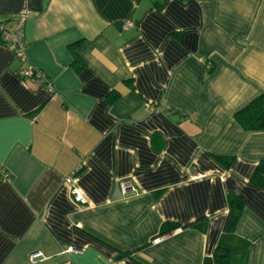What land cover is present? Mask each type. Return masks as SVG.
<instances>
[{"label":"crops","instance_id":"1","mask_svg":"<svg viewBox=\"0 0 264 264\" xmlns=\"http://www.w3.org/2000/svg\"><path fill=\"white\" fill-rule=\"evenodd\" d=\"M23 9L53 91L0 45V264H202L217 247L264 264V131L234 119L264 94V0H0V21Z\"/></svg>","mask_w":264,"mask_h":264},{"label":"trees","instance_id":"2","mask_svg":"<svg viewBox=\"0 0 264 264\" xmlns=\"http://www.w3.org/2000/svg\"><path fill=\"white\" fill-rule=\"evenodd\" d=\"M234 119L245 131H264V94L254 99L244 109L236 113ZM216 160L226 169L233 163L232 157H216ZM250 184L254 187L264 189V161L259 162L250 179ZM227 203L228 215L224 224V230L232 232L241 217L244 201L238 195L228 194ZM188 227L199 228L204 231L206 228V220L192 223ZM175 228L176 225L174 224L164 223L161 226L160 235H165ZM120 252L121 257L130 254L129 251ZM202 264H231L229 252L226 249L217 247L214 254L211 257L205 258Z\"/></svg>","mask_w":264,"mask_h":264},{"label":"built area","instance_id":"3","mask_svg":"<svg viewBox=\"0 0 264 264\" xmlns=\"http://www.w3.org/2000/svg\"><path fill=\"white\" fill-rule=\"evenodd\" d=\"M28 17V11L23 9L20 10L16 19L14 20V27L9 28L7 23L0 21V45L8 48L14 54L15 58L19 61V68L16 74L19 78L24 81H32L39 85L47 88L49 91H53L52 84L49 82L47 77L36 68L27 63L26 57V44L24 41V27ZM133 26L132 21H126L124 28ZM80 169L75 170L71 175L65 178V183L69 186L72 199L79 205L87 204V201L82 194L81 190L75 185V175ZM0 176L8 178L7 172L0 167ZM135 188L133 182L130 179H124L120 182V194L122 197H127L130 193H134ZM71 250V249H69ZM44 258L42 253L36 252L32 254L31 260H38Z\"/></svg>","mask_w":264,"mask_h":264}]
</instances>
